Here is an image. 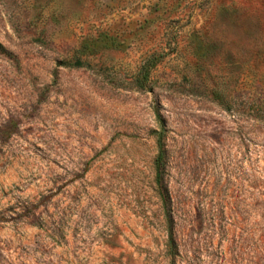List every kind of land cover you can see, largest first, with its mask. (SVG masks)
Here are the masks:
<instances>
[{
	"label": "rangeland",
	"instance_id": "rangeland-1",
	"mask_svg": "<svg viewBox=\"0 0 264 264\" xmlns=\"http://www.w3.org/2000/svg\"><path fill=\"white\" fill-rule=\"evenodd\" d=\"M261 106L264 0H0V264H264Z\"/></svg>",
	"mask_w": 264,
	"mask_h": 264
},
{
	"label": "trees",
	"instance_id": "trees-1",
	"mask_svg": "<svg viewBox=\"0 0 264 264\" xmlns=\"http://www.w3.org/2000/svg\"><path fill=\"white\" fill-rule=\"evenodd\" d=\"M159 62V57L153 55L150 56L142 65H141V73L145 72L143 76L139 79V86L144 88L145 81L148 80V76L153 68L157 66ZM211 94L214 96V100L219 102L225 108L230 109L231 107L225 103L223 95H221L216 90H212ZM255 119L264 120V106L257 108L254 110L252 115ZM157 134V144H158V155L155 159V169H156V183L159 187H163V172H164V159H165V151H164V143H163V132H158ZM163 201L166 203L167 196L164 192L161 193Z\"/></svg>",
	"mask_w": 264,
	"mask_h": 264
}]
</instances>
